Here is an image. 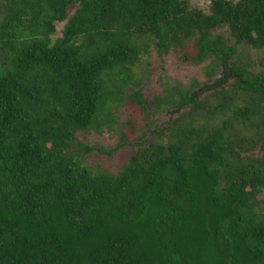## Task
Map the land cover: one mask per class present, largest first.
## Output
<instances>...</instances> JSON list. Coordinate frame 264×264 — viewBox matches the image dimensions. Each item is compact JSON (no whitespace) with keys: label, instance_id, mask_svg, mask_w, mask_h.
Here are the masks:
<instances>
[{"label":"trees","instance_id":"obj_1","mask_svg":"<svg viewBox=\"0 0 264 264\" xmlns=\"http://www.w3.org/2000/svg\"><path fill=\"white\" fill-rule=\"evenodd\" d=\"M0 4V264H264V163L243 160L231 134L264 125V73L248 77L212 33L264 47V0ZM145 35L159 54L195 39L198 59L230 65L253 96L223 101L219 123L189 125L178 144L138 146L116 173L94 170L75 132L103 125L121 92L110 78L138 62Z\"/></svg>","mask_w":264,"mask_h":264},{"label":"rangeland","instance_id":"obj_2","mask_svg":"<svg viewBox=\"0 0 264 264\" xmlns=\"http://www.w3.org/2000/svg\"><path fill=\"white\" fill-rule=\"evenodd\" d=\"M186 1L193 8L209 11L210 0ZM77 6L76 3L70 6L68 16H72ZM1 9L0 4V20L3 17ZM64 24L65 21L56 23L58 34ZM212 33L221 36L223 42L234 48L235 60L251 76L264 72V47L255 48L245 42H237L226 28L213 30ZM150 38V35H145L139 39L140 44L147 46L138 62L124 71L122 77L116 75L110 78L109 84L121 92L111 105L110 113L100 114V121H103L100 129L94 125L88 130L75 132L76 141L88 147L81 161L94 170L116 173L138 146L178 144L177 135L189 125H204L212 116L219 123V119L223 118L219 110L223 101L227 103V108H232L253 96L238 89L232 75L227 73L225 76L227 69L219 67L213 54L198 59L195 39L186 42L182 49H170L159 54ZM219 79L223 84L214 83ZM193 92L198 103L196 107L190 103L176 107L167 102V99L178 100L184 93L190 95ZM136 97L143 103H139ZM236 128L231 130V134L233 140H241L242 159L264 163L261 148L264 125L260 119Z\"/></svg>","mask_w":264,"mask_h":264},{"label":"flooded vegetation","instance_id":"obj_3","mask_svg":"<svg viewBox=\"0 0 264 264\" xmlns=\"http://www.w3.org/2000/svg\"><path fill=\"white\" fill-rule=\"evenodd\" d=\"M210 3H211V0H210ZM219 62V61H218ZM219 67L221 68V69H227V72H225L224 74H225V76H227L228 74H230V75H232L234 78H235V81H234V85L237 87L238 86V84H241L242 82H243V80L242 79H240V77L239 76H237V74L235 73V72H233L232 70H231V66L230 65H228V66H226L225 64H223L222 62L220 63L219 62ZM228 73V74H227ZM246 73H247V75H248V77L249 76H251L247 71H246ZM264 73V72H263ZM262 73H260V75H261ZM253 76H256V75H253ZM216 82H218L219 84L218 85H220V84H223V82H220V79L219 80H217V81H215L214 83H216ZM238 88V87H237ZM238 89H240V88H238ZM219 90V89H218ZM184 106V105H183ZM182 106V107H183ZM264 143H263V145H262V149H263V154H264Z\"/></svg>","mask_w":264,"mask_h":264}]
</instances>
